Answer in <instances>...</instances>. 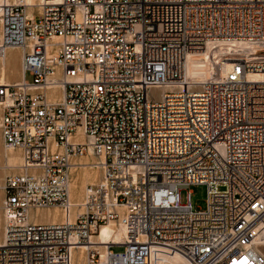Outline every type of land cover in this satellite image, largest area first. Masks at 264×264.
Returning a JSON list of instances; mask_svg holds the SVG:
<instances>
[{
	"label": "built area",
	"instance_id": "2783aa9c",
	"mask_svg": "<svg viewBox=\"0 0 264 264\" xmlns=\"http://www.w3.org/2000/svg\"><path fill=\"white\" fill-rule=\"evenodd\" d=\"M0 17V48L21 47L24 69L0 85L1 135L24 168L3 186L0 264H72L111 221L122 241L85 264H264V0H16ZM204 52L213 72L195 85L188 56ZM90 149L102 179L71 219V157ZM49 207L68 219L37 221Z\"/></svg>",
	"mask_w": 264,
	"mask_h": 264
},
{
	"label": "bare ground",
	"instance_id": "6f19581e",
	"mask_svg": "<svg viewBox=\"0 0 264 264\" xmlns=\"http://www.w3.org/2000/svg\"><path fill=\"white\" fill-rule=\"evenodd\" d=\"M14 2L16 0H0V5L5 2ZM30 3H34L36 0H28ZM39 10L36 6H30L27 9L28 16H32L34 12ZM0 40H1V17H0ZM10 49H15L18 51L13 62L7 59V54ZM14 67H17V70L14 71ZM213 72L212 59L209 52L204 53H194L188 56L187 66L185 77L189 82L196 83L206 81ZM24 76L23 69V51L21 47L13 46L9 47L6 50L0 48V85H21ZM169 88V86H162L158 88L160 91ZM61 89L59 86H54L48 92L49 96L60 97ZM1 106V103H0ZM2 111V108H1ZM2 115V113L0 114ZM1 119V117H0ZM72 139L77 140V136L72 137ZM2 142L4 145L3 137ZM5 149L11 150L9 153L2 152L0 153V168H13L19 172H23V156L20 149L8 148L4 145ZM13 149V150H12ZM82 157H71L72 166H71V179L69 186L70 193V216L71 219L74 218L77 212L82 210L81 204L85 198V189L88 184H95L102 179V157L96 155L92 149L88 155ZM90 182V183H87ZM1 192L4 191V187L0 186ZM4 200V194L1 193ZM1 200V198H0ZM3 202V201H2ZM1 202V203H2ZM0 203V204H1ZM0 211L3 212L2 205H0ZM4 215V224H5V214ZM37 221L47 222V223H61L66 221L67 213H65L59 207H49L45 209H38L37 214L35 215ZM44 217V218H40ZM121 226V227H120ZM115 221H111L105 225H101L100 233L92 234L90 244L78 246L77 249L72 251V264H85L87 250L92 246H103L104 244L111 243H120L125 235V230L123 225H120ZM0 245L3 243L4 239V225L2 230V236H0ZM255 249L264 255V231L257 237ZM76 252L78 253L76 256ZM186 262V263H185ZM192 264L189 260L181 255H172L165 260L159 262L158 264ZM244 260L239 264H243Z\"/></svg>",
	"mask_w": 264,
	"mask_h": 264
},
{
	"label": "rangeland",
	"instance_id": "374dc122",
	"mask_svg": "<svg viewBox=\"0 0 264 264\" xmlns=\"http://www.w3.org/2000/svg\"><path fill=\"white\" fill-rule=\"evenodd\" d=\"M16 57V52L14 51H9L8 54H7V59L11 62H13V60L15 59ZM14 71L17 70V67H14ZM26 78L27 80L29 81H32L33 80V76H31L29 73L26 74ZM0 114H1V106H0ZM1 117V115H0ZM13 150V149H12ZM11 150H7L4 148V145H3V142H2V135H1V129H0V153L2 152H10ZM88 155V154H86ZM85 155V156H86ZM83 158H85L83 156ZM16 173H19L18 170L16 169H13V168H7V169H2L0 168V186H4V183H5V179L8 175H11V174H16ZM87 183H90V182H87ZM221 189L223 188V186L220 187ZM191 191H192V194H191V201H192V205L195 209H205L207 207V187L206 185H193L191 186ZM3 194H4V191H2ZM1 189H0V203L3 201L2 200V196H1ZM182 200L185 201L186 200V191H183L182 192ZM2 205V203L0 204ZM1 207V206H0ZM2 210V209H1ZM41 219L44 218V217H40ZM3 225H4V215H3V212L0 211V236H2V230H3ZM105 225V224H103ZM120 225H118V228ZM97 233H100V228L98 230ZM95 233V234H97ZM1 238V237H0ZM114 251L116 252H120V251H123L124 250V246H113L112 247ZM77 252H76V256H77ZM186 263V262H185ZM188 264V263H187Z\"/></svg>",
	"mask_w": 264,
	"mask_h": 264
},
{
	"label": "crops",
	"instance_id": "0c3cea01",
	"mask_svg": "<svg viewBox=\"0 0 264 264\" xmlns=\"http://www.w3.org/2000/svg\"><path fill=\"white\" fill-rule=\"evenodd\" d=\"M9 51H14V52H16V54H18V51L15 49H10Z\"/></svg>",
	"mask_w": 264,
	"mask_h": 264
}]
</instances>
